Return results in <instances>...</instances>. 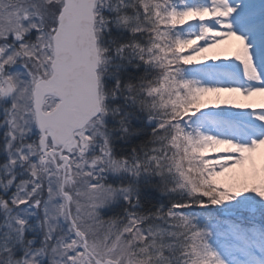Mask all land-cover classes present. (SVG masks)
Masks as SVG:
<instances>
[{
  "label": "snow or ice",
  "instance_id": "snow-or-ice-1",
  "mask_svg": "<svg viewBox=\"0 0 264 264\" xmlns=\"http://www.w3.org/2000/svg\"><path fill=\"white\" fill-rule=\"evenodd\" d=\"M0 264H264V0H0Z\"/></svg>",
  "mask_w": 264,
  "mask_h": 264
}]
</instances>
